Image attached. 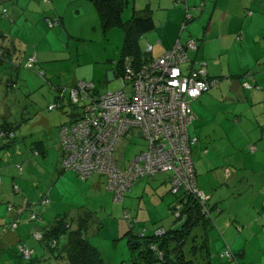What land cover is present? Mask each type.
Here are the masks:
<instances>
[{
  "label": "rangeland",
  "instance_id": "374dc122",
  "mask_svg": "<svg viewBox=\"0 0 264 264\" xmlns=\"http://www.w3.org/2000/svg\"><path fill=\"white\" fill-rule=\"evenodd\" d=\"M151 1L152 4L149 5L156 9V0ZM41 3L46 13H49L48 17L54 18L56 14L52 2L47 4L41 0ZM146 5H148L147 0H125L121 13L122 19L126 20L131 17L134 6L137 16ZM56 7L58 10L67 7L69 15L67 14L66 21L69 34L63 32L60 26L49 28L47 22H44L40 35H38L40 38L35 35L32 38L27 36L24 40L26 44L21 46L23 50L25 48V57L40 51L37 54L39 62L31 69L18 67L12 74L14 83L9 88L0 83V124L6 120L14 132L11 139L4 140L8 146L1 145L2 141H0V168L15 176L16 183L20 187V192L10 190L8 195L17 201L24 197L30 202L33 206L32 210L39 213L42 225L50 224L57 216L55 214L63 216L66 212L68 215L64 216L65 220L72 224L75 215H70L69 209L71 212L81 211L78 208H70L71 205L89 206L90 210L94 211L91 218L93 224L90 225L89 230L90 240L101 252L104 264H123V262L128 264L132 260L131 250L127 243L128 237L124 235L115 237L117 234L115 231L122 228L123 221L126 223L129 219L130 215L127 211L134 203L129 202L133 192L128 193L122 201H115L112 192L107 189L106 177L102 175L92 176V179L98 183V188L89 190L91 179L83 181L73 172L62 169L61 153L58 147L59 128L70 121L71 117L69 115L71 107L66 104V99L67 88L70 86L68 84L72 80L75 69L89 75L87 79L81 80L92 82L99 94L115 92L122 88L121 80L114 74L111 65L114 60L120 58L124 31L120 27L103 30L102 23L93 20L88 13L80 12V15H73L76 13L75 4H68L64 0L62 5H56ZM106 73L107 78H105ZM185 73L187 74L186 70ZM244 81L249 82L252 87V75L245 74ZM54 86L65 90L63 101L65 104L62 109L50 110L48 108L50 104L59 99L56 97L57 90L53 88ZM5 89L8 91L7 94H5ZM131 90L132 83L128 82L125 91L130 92ZM72 112L76 110L73 108ZM123 139L131 143L128 146L120 145L116 152L114 149L115 154L120 157V162L125 161L124 164L119 163L120 169H125L131 160L147 148V140L136 128L131 129ZM33 151H37L39 155L34 156ZM193 158V164H198L197 157L193 156ZM17 164L23 168L21 174H17ZM228 170L222 169L217 174L209 176L203 173L199 179V183L205 178L208 184L213 182L212 184L216 186L215 199L209 201L208 205L211 208L210 204L217 202L222 212L211 211L213 227L208 234L211 252L209 255L203 247L204 232L199 227L190 229L182 246L184 262L188 264H204L207 260L211 264H264V196L254 194L257 188L260 189L261 183L252 186L246 173H238L240 176L236 179L230 178L226 181L229 176L225 180L222 176L225 177ZM230 170H232L231 167ZM0 174L3 179H6L4 173ZM145 179L147 178L138 180L136 183ZM74 189H78V201L71 203L72 197L73 200L77 198V195L72 196ZM198 189L202 191L199 187ZM47 194L50 201L44 206L40 205L41 197ZM169 196L173 195L169 194ZM53 211L54 215H52ZM111 212L114 215H110ZM156 218H158L157 223L153 221L142 223L146 230H156L159 226L165 229L180 226V222L175 221L176 217L168 210L165 211L163 219L160 215ZM30 224L34 225L33 222ZM133 224V234H137L142 228L141 224L136 222ZM95 227H100L98 228L100 233L97 235L91 232V229H97ZM24 240L34 245L36 251L40 249V242L31 234H26ZM192 244L196 245L195 253L192 251ZM226 246H229L236 254V260L231 262L221 257ZM7 254L13 262L15 261L14 264H29L32 261L26 262L18 253V255L11 252ZM41 264L58 263L54 257L45 254V257H41ZM152 264L162 263L156 261Z\"/></svg>",
  "mask_w": 264,
  "mask_h": 264
},
{
  "label": "crops",
  "instance_id": "0c3cea01",
  "mask_svg": "<svg viewBox=\"0 0 264 264\" xmlns=\"http://www.w3.org/2000/svg\"><path fill=\"white\" fill-rule=\"evenodd\" d=\"M64 1L75 4L76 13L73 15H80V12L88 13L93 20L100 22L94 6L88 0ZM147 1L148 5L139 11V14L147 11L153 19L154 28L138 39L140 62L157 58L177 40L184 43L188 39H195L198 48L188 53L189 62L181 67L183 73L185 70L188 73L192 64L201 63L208 77L218 80L215 87L190 103L195 119L188 126L187 134L190 138L196 139L191 147L192 160H194L193 156L197 157L196 162L199 164H193L196 185L209 195L208 202L213 201L216 186L212 184L213 182L208 184L205 178L199 183V179L203 173L209 176L217 174L219 170L229 169L226 176H222L224 180L227 176L229 177L226 181L230 178L236 179L240 176L238 173H246L252 186L261 183L260 189L257 188L254 194L264 196V0H156V9L149 5L152 4L151 0ZM51 2L55 16L59 18V23L53 27L60 26L63 32L69 34L66 21L67 7L58 10L56 5H62L63 0H51ZM201 4L202 8L199 9ZM133 9L131 17L136 13L135 6ZM187 14L190 15V19L186 18ZM48 16L49 13H46L41 0H0V33L6 37L5 44L14 49L12 61L17 57L25 60L31 55L25 57V48L23 50L21 46L26 44L24 40L27 36L32 38L35 35L40 38L38 35ZM39 52L32 54L36 57V63L39 62L37 56ZM119 59L113 61L111 65L113 70ZM9 73L13 74L14 70L6 63L0 68V79L10 77ZM247 73L252 75L253 84L257 88L247 89L242 86L243 78ZM88 77L87 73L75 69L68 85L71 86L76 81ZM107 77L106 73L105 78ZM56 94L59 98V93ZM64 96L65 91L61 99ZM123 138L121 137L117 142L115 152L120 145L128 146L131 143ZM251 147L254 148L251 150ZM115 152V162L119 167V163L124 164L125 161L120 162V157ZM0 169V173H4L6 178L3 179L2 176L0 182V264L15 263L7 252L17 254V245L20 243L34 250V257L29 264H41V257H45V254L52 256V253L41 243H39L40 249L36 251L34 245L24 240L26 234H30L35 228L30 224L26 212H22L20 223L15 229L2 231L14 216V211H8L7 205L12 204L21 210L28 201L24 197L17 201L8 195V191L12 190L13 182H16V177L5 172V169ZM169 177V173H157L132 186L130 193L133 192V195L129 198V202L134 203L127 212L135 218L136 223L141 224V227H145L142 223L147 221L157 223L158 215L163 219L165 211L174 201V196H169ZM89 179H91L89 190L98 188L96 180H93L92 176ZM68 186L72 187L71 184ZM73 192L72 196L77 195V198L73 200L72 197L71 203H76L79 196L78 189H74ZM75 205H71L70 208H78L81 212H71L69 209L70 215H75L73 227L79 223L80 218L88 220L86 238L91 242L89 230L90 225L93 224L91 218L94 211L90 210L89 206L85 207V204ZM210 206L211 211L222 212L217 202ZM54 214L53 211L52 215ZM55 215L57 216L54 219L62 216ZM67 215L66 212L64 216ZM110 215L114 213L111 212ZM210 215L212 217V212ZM54 219L50 224L40 225L38 228L49 227ZM95 228L97 229H91V232L97 235L100 233L98 230L100 227ZM127 230V222L123 221L122 228L115 231L117 233L115 237L123 236ZM152 231L148 230L147 233L150 234ZM91 244L93 245L92 242ZM63 262V260L59 261L60 264Z\"/></svg>",
  "mask_w": 264,
  "mask_h": 264
},
{
  "label": "built area",
  "instance_id": "2783aa9c",
  "mask_svg": "<svg viewBox=\"0 0 264 264\" xmlns=\"http://www.w3.org/2000/svg\"><path fill=\"white\" fill-rule=\"evenodd\" d=\"M186 18L190 19V15L187 14ZM47 23L54 26L58 21L47 19ZM197 48L195 39H188L184 43L177 40L160 56L136 69L130 58H124L123 73L118 77L122 88L115 92L99 94L94 92L92 82H75L68 90L69 99L73 104L82 102L79 108L81 114L75 122L59 129L63 168L77 172L82 178L94 172L104 175L107 189L117 202L130 193L138 180L168 172L171 192L192 196L200 203L202 213L209 214V196L198 189L193 168L191 146L196 139L188 136L187 128L195 119L190 103L210 90L218 80L209 78L201 63L192 64L189 72L183 73L181 67L189 62L188 53ZM35 63L36 58L32 56L25 64L32 67ZM127 81L132 83L130 92L125 91ZM242 85L251 88L247 81ZM59 107L60 102L57 101L49 109ZM133 128L141 131L147 140V148L125 169H120L114 159V149L117 141ZM9 135L12 136V133ZM6 136L0 132V138ZM33 155H38V152L33 151ZM16 168L21 171L22 166L17 164ZM180 207L178 201L169 212L177 218ZM34 218L35 215L31 214L30 219ZM15 225L2 231L13 229ZM164 233V228L155 230L156 235ZM31 235L36 240L40 239L35 229ZM17 248L25 260L34 255V251L23 244ZM157 254L161 257L162 252L158 251ZM224 256L229 261L234 260L228 247Z\"/></svg>",
  "mask_w": 264,
  "mask_h": 264
},
{
  "label": "trees",
  "instance_id": "16d2710c",
  "mask_svg": "<svg viewBox=\"0 0 264 264\" xmlns=\"http://www.w3.org/2000/svg\"><path fill=\"white\" fill-rule=\"evenodd\" d=\"M50 1L51 0H49V2ZM88 1L92 3V5L94 6L97 12V15L99 17V20L102 23L103 30H108V28H112V27H120L124 31V42H123V46L121 50V58L114 65L115 66L114 74L117 77H119V75L121 76V74L123 73V61H124V58L126 57L130 58L131 64L135 69L138 68L141 64L148 62V61L140 62V47L138 44V39L140 38L141 35L147 32H150L154 28L153 19L150 16V14L147 11H143L138 16L135 15V16L130 17L129 19L123 20L121 13L123 11L125 0H88ZM42 2L44 1L42 0ZM47 19H51V20L56 19L59 23L58 16H55L54 18L47 17L45 19L46 22H47ZM48 27L53 28V26H49V25ZM5 38L6 37L0 33V68L6 63L12 66V69L14 70V72L20 66H23L24 68H28V69L33 68L36 63L32 67H26L25 63L30 57L35 56V55H30L25 60L20 57H17L16 60H13V61L11 60V57L14 54V49L13 47L5 44ZM190 52H193V51H190ZM9 74H10V78L0 79V83H3L4 86H6V88L7 87L9 88L14 83L12 80V74L11 73ZM78 81H82V80H78ZM74 85L75 83L67 88V99H66L67 103L66 104L71 107L70 108L71 109L70 121L62 124L60 128L66 124H71L75 122V120L78 118V115L81 114V111L79 108L81 107L80 105H82V102L78 104H73L70 102V99H69L68 90ZM53 88L57 90V93H59V99H61L63 97V92L65 90L63 88H58V87L56 88L55 86ZM251 88H257V86L252 84ZM251 88H247V89H251ZM7 92L8 91L6 90L5 94H7ZM94 92L98 93L95 88V85H94ZM59 99L56 100L55 102L59 101L60 102L59 109H62L64 107V103H63L64 98L61 100ZM55 102L53 104H55ZM73 108L74 110H76V112L74 113L72 112ZM50 110H53V109H50ZM3 122L4 123L0 124V132H3L5 136L6 135L8 136L0 138V141H2L1 145L8 146V144L4 143V140L11 139L14 135V132L10 128L6 120ZM10 133H12V136L9 135ZM58 147L61 153V156H60L61 157V167L63 170L73 172L79 179L83 181L89 179L93 175L98 174L94 172V173H91L89 176L82 178L77 174V172L70 170V169L63 168L62 166L63 151L59 144V131H58ZM34 156H37V155H34ZM16 171L18 174H21L23 171V168L21 169V171H19L16 168ZM98 175H101V174H98ZM1 180H2V174H1ZM11 188H12V191L14 192H20V187L18 186L16 182H13ZM169 192L170 194L174 196L175 199L172 202V204L168 207V211L169 209L172 208V205H174L178 201H180L181 203L180 216L175 218V221L180 222V226L176 229L175 228L174 229L164 228L165 233L161 236L156 235L155 230H153L152 233L148 234L145 227H142L138 231L137 234H133V231H132L133 230L132 228L134 227L133 223L137 221L135 220V218L129 216V219L127 221L128 230L124 233V236L128 237L127 243L131 250V257H132V260L128 264H152L153 262H156V261L161 262L162 264H188L184 262L185 261L184 252L182 250V246L186 241L185 237L188 235L190 229L194 227H199L204 232L203 247H205L208 255L209 253H211L210 252V239H209L208 234H209L210 229L213 227V218H211V215H210L211 208H209L208 202H207V205L209 208V214H204L201 211L200 203L197 200H195L192 196L186 197L183 193L173 194L171 192V186L169 187ZM48 202H49V198L47 194L41 197L39 204L44 206ZM32 208L33 206L31 205L30 202H28L27 205L24 207V209H21V210L12 204H8L7 210L14 211V216L12 220L7 224L6 227L8 228L16 224L15 227L13 228L15 229L16 226L20 223V217H21L22 212H26L28 220L34 223V227H35L34 229L37 230L40 234V239H38V241L50 253H52V257L55 258L58 264H60L59 263L60 260L64 261L62 264H104L101 252L98 250L97 247L92 245L91 242H89V240L86 238V229L89 227L88 220H85L84 218H80L79 223L73 227V222L72 224L67 223L63 215V216H59L58 218H55L53 224H51L49 227L39 229L38 227L40 225L43 226L40 223L41 217L39 213L36 212L35 210H32ZM31 214L35 215L34 219H30ZM6 227H4L3 229H5ZM157 228H162V226L157 227ZM0 237H1V233H0ZM137 238H140V239H137ZM192 246H193L192 251H194L193 253H195L197 249L196 245L192 244ZM227 247L231 251L230 247L226 246V248ZM225 250L222 252L221 257H224L227 259V257L224 256ZM135 251H136V254H135ZM158 251L162 252L161 257H159V255L157 254ZM17 252L20 255L18 250ZM233 255H234V260H236V254L233 253ZM33 257L34 256H32L31 259L26 260V262L32 260ZM232 261L233 259L231 260V262ZM123 264H127V263L123 262ZM204 264H211V263L209 262V260H207L206 263Z\"/></svg>",
  "mask_w": 264,
  "mask_h": 264
},
{
  "label": "clouds",
  "instance_id": "9594fccd",
  "mask_svg": "<svg viewBox=\"0 0 264 264\" xmlns=\"http://www.w3.org/2000/svg\"><path fill=\"white\" fill-rule=\"evenodd\" d=\"M126 134H127V133H126ZM126 134H125V135H126ZM125 135H124V136H125ZM124 136H122V137H124ZM118 141H119V140H118ZM118 141H117V142H118ZM116 144H117V143H116ZM114 159H115V158H114ZM33 256H34V255H33Z\"/></svg>",
  "mask_w": 264,
  "mask_h": 264
}]
</instances>
